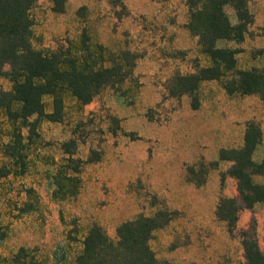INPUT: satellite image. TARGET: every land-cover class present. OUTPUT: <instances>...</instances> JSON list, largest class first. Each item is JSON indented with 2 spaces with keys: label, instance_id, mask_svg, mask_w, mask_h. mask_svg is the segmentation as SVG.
<instances>
[{
  "label": "rangeland",
  "instance_id": "1",
  "mask_svg": "<svg viewBox=\"0 0 264 264\" xmlns=\"http://www.w3.org/2000/svg\"><path fill=\"white\" fill-rule=\"evenodd\" d=\"M248 5L254 22L245 40L223 44L242 49L238 68L264 72V0ZM226 10L234 21L233 8ZM31 14L37 49L91 68L110 66L129 51L133 64L126 61L123 79L104 86L88 104L64 87L61 121L42 118L30 140L22 128L26 171L0 179V264H76L93 224L115 238L121 222L158 211L167 220L150 240L159 259L243 264L241 230L253 219L264 252V201L240 210L233 233L216 216L221 196H239L237 179L227 173L232 162L219 160V152L242 146L254 123L263 137L253 158L262 160L264 101L258 94H229L222 81L207 80L194 109L189 94L172 88L174 76L211 64L188 27L187 0H67L64 12H55L52 0H38ZM11 87L0 75V88ZM43 100L51 111L52 96ZM12 129L0 108V165L9 162L3 148ZM73 138V156L84 161L80 188L59 199L53 177L68 156L62 144Z\"/></svg>",
  "mask_w": 264,
  "mask_h": 264
},
{
  "label": "trees",
  "instance_id": "2",
  "mask_svg": "<svg viewBox=\"0 0 264 264\" xmlns=\"http://www.w3.org/2000/svg\"><path fill=\"white\" fill-rule=\"evenodd\" d=\"M55 12H64L67 0H52ZM38 0H0V75L8 78L10 90L0 88V108L4 109L13 124L10 141L4 144V154L9 164L0 165V179L11 173L26 171L22 128L28 129V139L38 135L37 127L42 118L61 121L64 114L62 90L70 89L82 104H88L100 90L119 79L129 62V51L121 53L110 66L91 68L76 63V59H63L56 52L46 53L32 42L34 19L31 10ZM113 4L121 0H111ZM190 8L189 29L199 37L202 52L211 64L199 67L189 74L173 77L172 88L191 97L194 109L200 106L198 88L201 82L220 80L229 94H258L264 101V72L258 68H238L236 55L242 49L228 46L234 41L242 43L250 25L254 22L249 0H187ZM123 6V4H122ZM234 10L235 20L226 7ZM68 61L69 65L64 66ZM128 66L131 68L132 63ZM52 96V110L46 111L44 96ZM261 128L250 123L242 146L219 152V160L232 164L227 173L237 179L239 196H221L216 216L224 220L228 231L237 228L242 208H253L264 201V157L257 161L253 154L262 142ZM76 140L64 142L62 148L68 154L65 162L54 174L53 195L59 199L75 196L80 188L79 173L84 161L73 156L72 146ZM92 160V157H90ZM219 160L211 162L216 166ZM25 167V168H24ZM30 205L31 203H25ZM162 211L153 216L138 215L125 220L116 227V237H111L100 224H93L82 240V250L76 256V264H173L159 259L150 245L154 231L166 225ZM256 221L241 230L245 261L243 264H264V252L257 238Z\"/></svg>",
  "mask_w": 264,
  "mask_h": 264
}]
</instances>
